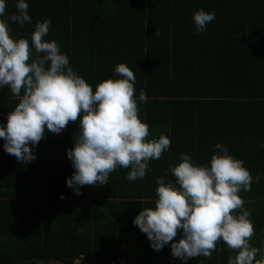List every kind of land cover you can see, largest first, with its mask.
<instances>
[{
    "label": "trees",
    "instance_id": "obj_1",
    "mask_svg": "<svg viewBox=\"0 0 264 264\" xmlns=\"http://www.w3.org/2000/svg\"><path fill=\"white\" fill-rule=\"evenodd\" d=\"M17 2L5 0L6 16L0 17L13 39L31 43L36 22L50 19L44 40L58 43L93 91L107 79H122L115 68L126 64L136 76L147 139L164 134L171 146L149 161L143 180H128L130 168L118 167L108 184L81 186L77 195L67 186L75 172L67 152L79 120L30 145L36 156L30 163L8 154L0 138V264H185L171 255L170 243L154 250L134 220L143 208L155 207L158 177L175 183L169 165L187 153L194 164L210 167L217 143L250 171L251 190L239 195L255 228L250 243L261 248L264 0H25L32 22L22 27L10 20ZM201 8L216 14L204 33L192 18ZM141 90L146 103L139 101ZM18 103L8 87L0 88V125ZM182 236L180 230L174 242ZM235 255L220 240L210 259L186 264H228Z\"/></svg>",
    "mask_w": 264,
    "mask_h": 264
},
{
    "label": "clouds",
    "instance_id": "obj_2",
    "mask_svg": "<svg viewBox=\"0 0 264 264\" xmlns=\"http://www.w3.org/2000/svg\"><path fill=\"white\" fill-rule=\"evenodd\" d=\"M15 8L12 22L21 27L32 22L25 0H18ZM5 10V0H0V17L6 16ZM215 15L202 8L194 12L198 32L204 33ZM51 26L50 19L37 21L30 43L25 38L13 39L7 21L0 19V88L8 87L19 100L8 113L6 126L0 125L5 151L30 163L36 159L30 145H38L46 131L60 134L70 122L79 120L74 147L67 152L75 169L67 179L68 187L79 195L81 186H103L118 167L130 168L128 180H143L149 161L160 159L171 140L164 134L147 139L149 126L139 118L134 72L120 63L115 73L123 78L107 79L93 91L70 66L58 43L44 40ZM139 101H147L143 90ZM214 147L217 153L210 167L194 164L187 153L181 154L178 165H169L175 183L158 177L155 207L143 208L134 224L154 250L170 243L171 255L185 264L198 256L210 259L220 240L236 252L228 264H264V249L250 243L255 228L239 195L242 189L251 190L250 171L226 146L217 143ZM180 230L183 236L174 242Z\"/></svg>",
    "mask_w": 264,
    "mask_h": 264
},
{
    "label": "rangeland",
    "instance_id": "obj_3",
    "mask_svg": "<svg viewBox=\"0 0 264 264\" xmlns=\"http://www.w3.org/2000/svg\"><path fill=\"white\" fill-rule=\"evenodd\" d=\"M252 239V238H251ZM261 249H264V242H263V244H262V247H261ZM260 258V256L258 255L257 256V259H259ZM42 264H45V263H42ZM47 264H55L54 262H51V263H47ZM75 264H90V263H86V262H84V261H77Z\"/></svg>",
    "mask_w": 264,
    "mask_h": 264
},
{
    "label": "crops",
    "instance_id": "obj_4",
    "mask_svg": "<svg viewBox=\"0 0 264 264\" xmlns=\"http://www.w3.org/2000/svg\"><path fill=\"white\" fill-rule=\"evenodd\" d=\"M79 261H81V260H79ZM55 264H57L56 262H54Z\"/></svg>",
    "mask_w": 264,
    "mask_h": 264
}]
</instances>
